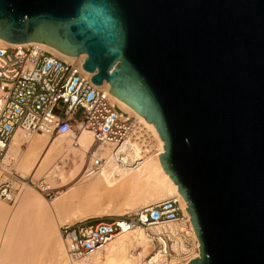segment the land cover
Returning a JSON list of instances; mask_svg holds the SVG:
<instances>
[{
    "label": "water",
    "instance_id": "95a60500",
    "mask_svg": "<svg viewBox=\"0 0 264 264\" xmlns=\"http://www.w3.org/2000/svg\"><path fill=\"white\" fill-rule=\"evenodd\" d=\"M0 39L85 53L91 82L154 125L189 264H264V0H0Z\"/></svg>",
    "mask_w": 264,
    "mask_h": 264
},
{
    "label": "bare ground",
    "instance_id": "6f19581e",
    "mask_svg": "<svg viewBox=\"0 0 264 264\" xmlns=\"http://www.w3.org/2000/svg\"><path fill=\"white\" fill-rule=\"evenodd\" d=\"M0 43L10 44L3 39H0ZM31 43L35 42L24 44ZM35 44L68 62L81 63L87 57L85 53L68 56L46 44ZM102 87L108 90L111 86L105 82ZM111 96L122 113L133 119V133L128 138V142H132V150L127 158L121 161L116 162L109 158L105 165L95 172L83 169L87 159L86 153L92 145V136L86 130L81 132L77 147L73 146L70 138L56 137L48 144V135L30 136L21 131L15 133L2 159L3 168L12 166L22 178H43L54 188L67 186L77 177L79 179L72 186L60 191L51 203L30 186L20 189L17 205L13 209L0 201V264L16 262L9 261L12 255L9 251L13 250L15 243L14 250L28 251V254L20 251L21 255H15L19 258L24 257L22 254L25 255V261L19 260L18 264H141V260H144L154 246L153 237L164 233L171 239L170 248L178 255H186L183 261L175 257L166 264H189L191 260L199 257V241L192 224L190 240L196 248L188 250L183 240L178 237L179 232L185 230L184 223H181L150 226L152 235L147 234L143 227H137L112 239L86 259L70 261L67 258L64 240L59 231L61 224L89 218L123 216L174 196L181 201L184 214L190 221V215L185 209L187 202L178 192L177 184L164 172L159 161L158 155L164 153V142L154 125L148 123L134 109ZM137 134L139 138H135ZM23 144L25 148L19 153L17 161L14 163L15 159L11 157L8 161L7 157L10 154L16 155L17 147ZM101 154L108 157L109 150L105 149ZM59 159L71 161L69 171L57 164ZM11 160L13 165H10ZM64 164L61 165L65 166ZM55 180L60 183H55ZM24 223L31 224V230H26L28 235L22 232L21 226ZM18 241H21V246ZM25 241L27 249L24 248ZM133 247L139 250L135 256L132 254Z\"/></svg>",
    "mask_w": 264,
    "mask_h": 264
},
{
    "label": "built area",
    "instance_id": "2783aa9c",
    "mask_svg": "<svg viewBox=\"0 0 264 264\" xmlns=\"http://www.w3.org/2000/svg\"><path fill=\"white\" fill-rule=\"evenodd\" d=\"M83 63L84 60L65 61L35 43L13 46L0 43V198L3 201L13 205L20 184L25 181L50 203L58 193L45 179L33 183L17 174L12 166L3 168L2 159L17 131L30 136L70 138L74 147L79 145L81 132L88 131L92 145L86 153L88 163L84 171L95 172L109 158L118 162L131 152L132 142L128 138L133 133V119L122 113L116 100L102 87L104 81L99 86L91 82L94 73L84 71ZM105 149L109 150L108 157L101 154ZM181 223L185 230L178 237L188 250H195L190 240L191 223L177 196L108 220L62 224L59 231L66 256L74 261L92 256L112 239L137 227L152 235L150 226ZM153 240L154 248L144 258L145 264H166L175 257L184 260L186 255H178L170 248L171 239L165 233L154 236Z\"/></svg>",
    "mask_w": 264,
    "mask_h": 264
},
{
    "label": "rangeland",
    "instance_id": "374dc122",
    "mask_svg": "<svg viewBox=\"0 0 264 264\" xmlns=\"http://www.w3.org/2000/svg\"><path fill=\"white\" fill-rule=\"evenodd\" d=\"M22 132V131H21ZM32 136H36V134L35 135H32ZM52 139H54L53 137H49L48 136V144L51 142V140ZM18 148V152L16 153V155H14V154H10L9 155V157H7V159H8V161L11 159V158H13V159H15L14 160V163H15V161H17V157H18V155H19V153L25 148V145L23 144V145H21V146H18L17 147ZM8 156V155H7ZM16 156V157H15ZM11 157V158H10ZM7 159H6V161H7ZM58 161V165H60L65 171H69V167H70V165H71V161L69 160V159H66V160H64V161H60V159L59 160H57ZM67 161L69 162V163H67ZM60 163V164H59ZM62 163H65L64 165L65 166H62L61 164ZM66 163H67V165H66ZM88 162H87V159H86V161H85V165L87 164ZM70 164V165H69ZM84 165V166H85ZM69 166V167H68ZM69 168V169H68ZM85 167H83V169H84ZM68 169V170H67ZM43 179V178H42ZM79 179V177H77L76 179H74L73 181H71V182H69L68 184H67V186H57V187H55L56 188V190H57V192L59 193L60 191H63V190H65V189H67L68 187H70V186H72L73 184H75L76 182H77V180ZM29 180H31V182H33V183H35L36 181H38L37 179H33V177H28L27 178V181H29ZM55 183H57V184H59L60 183V181L59 180H55ZM24 186H30V187H32L34 190H37L36 188H34V186L32 185V184H30V183H28V184H26V181L24 182V184L22 185V184H20V187H19V190L22 188V187H24ZM54 188V187H53ZM38 192H40L39 190H37ZM41 193V192H40ZM58 193H57V195H58ZM42 195V194H41ZM56 195V196H57ZM0 201L1 202H3L8 208H10V209H13L14 207H16V205H17V202L18 201H16L13 205L12 204H10V203H7L6 201H3L1 198H0ZM49 202V201H48ZM112 217H115V216H105V217H102V219H104V220H108V219H110V218H112ZM89 219H100V218H89ZM88 220V219H87ZM62 225V224H61ZM22 228V232L23 233H27L26 232V230L27 231H29V230H31V224H29V223H24L22 226H21ZM25 230V231H24ZM22 235H25V234H22ZM27 235H28V233H27ZM61 236V235H60ZM62 238V237H61ZM150 239V238H149ZM154 241V240H153ZM18 245H20L21 246V241L19 242L18 241ZM26 243H27V241H25V244H24V242H23V244L25 245L24 246V248L26 247ZM154 243V242H153ZM17 245V246H18ZM20 246H19V248H20ZM14 248H16V243H15V247L13 246V250H10L9 252L12 254V255H10V257H9V261H16V262H13L14 264H18L17 263V261H19L20 260V262H22V261H25V255H23V254H25L26 252H27V254H28V251H25V252H23V251H21V249H20V251H21V253L23 252V254H22V256H24V257H15V255H17L19 252H18V249H15L14 250ZM153 248H154V246L152 247V249H151V251L150 252H152V250H153ZM25 249H27V248H25ZM23 250V249H22ZM139 252V250H137V249H135L134 247L132 248V254H133V256H135V255H137V253ZM9 253V254H10ZM21 253H19L20 255H21ZM19 258V259H18ZM173 259V258H172ZM171 259V260H172ZM20 262H19V264H20ZM25 263V262H24ZM168 263V262H167ZM141 264H145L144 263V260H141Z\"/></svg>",
    "mask_w": 264,
    "mask_h": 264
}]
</instances>
